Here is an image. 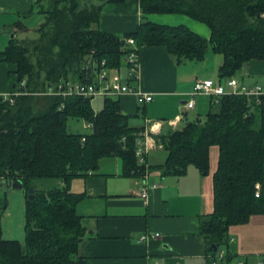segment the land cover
<instances>
[{
  "label": "trees",
  "instance_id": "trees-1",
  "mask_svg": "<svg viewBox=\"0 0 264 264\" xmlns=\"http://www.w3.org/2000/svg\"><path fill=\"white\" fill-rule=\"evenodd\" d=\"M42 1L35 0L30 11L42 14L40 23L31 28L18 23L0 50V61L15 66V83L26 78L28 90L94 81L102 66L118 68L134 49L125 43L129 36L137 50L141 45H165L177 62L203 59L211 49L222 56L219 79L232 76L250 60H264V0H138L143 13L181 12L204 21L210 27L209 38L182 23L162 24L144 17L135 30L123 35L101 29L102 5L125 0H46L43 5ZM38 4L40 10H34ZM29 30L33 37L17 35ZM49 98L44 109L34 107L33 94L18 95L11 104L0 100V180L17 181L26 191L24 243L2 235L1 217L8 200L0 194V264H97L78 253L86 231L77 211L83 195L70 190V179L89 173L106 154L121 156L127 173L145 170L135 154L140 128L129 123L118 95H105L98 111L91 96ZM209 103L203 120L194 118L158 134L167 157L148 168L179 175L192 164L205 174L209 149L218 145L213 208L200 219V233L215 255L227 246L230 225L264 212V95L225 93ZM70 116L91 123V131L69 130ZM54 178L64 184L36 187L37 180ZM234 256L225 249L217 264H231Z\"/></svg>",
  "mask_w": 264,
  "mask_h": 264
},
{
  "label": "crops",
  "instance_id": "crops-1",
  "mask_svg": "<svg viewBox=\"0 0 264 264\" xmlns=\"http://www.w3.org/2000/svg\"><path fill=\"white\" fill-rule=\"evenodd\" d=\"M34 2L0 0V50L13 36L18 23L32 27L28 20L33 15L30 11ZM143 17L162 24L182 23L210 37V27L204 21L181 12L143 13L138 0L104 3L99 26L123 35L135 30ZM137 52V81L129 77L124 60L118 68H106L104 81L119 79L121 83H136L152 93V99L142 105L135 94H119L118 98L121 111L130 116L129 123L140 128L141 139L146 134L151 135L155 144L143 152V173H127L121 156L106 154L89 173L70 179V190L83 195L77 211L83 216L86 231L78 253L88 262L97 264H208L210 252L200 233V219L213 208L212 176L218 160V145L209 149V170L205 174L192 164L179 175L163 174L161 168L148 167L163 163L167 157L158 134L184 125L196 111L209 107V96L205 94L195 97V106L191 109L185 107V102L196 78L219 80L222 56L210 49L203 59L177 62L163 44L141 45ZM246 63L250 64L246 70L249 73L264 69V60L253 59ZM14 67L10 62L0 61V94L13 88ZM242 68L237 71L240 76L244 73ZM142 182L149 187L156 185L145 198L140 195ZM154 232L159 235L141 238L143 234ZM224 247L235 254L236 262L259 264L260 257H264V212L230 225Z\"/></svg>",
  "mask_w": 264,
  "mask_h": 264
},
{
  "label": "built area",
  "instance_id": "built-area-1",
  "mask_svg": "<svg viewBox=\"0 0 264 264\" xmlns=\"http://www.w3.org/2000/svg\"><path fill=\"white\" fill-rule=\"evenodd\" d=\"M125 43L134 47L131 49L124 58V61L127 65V71L129 77L137 81L139 78V55L137 52L135 39L131 36L125 38ZM104 64V60L101 62ZM103 67V68H102ZM96 74V79L92 82H73L66 81L64 85L58 84L57 88L49 86L47 88H42L44 94L48 96L51 94H62L63 96L68 94H79L83 96H94V95H119V94H135L137 97V102L142 105L152 99V93L145 91L136 83L131 84L130 82L121 83L109 81H104L106 78L105 67L102 66ZM35 91L28 90L26 87V78H22L17 81L13 88L2 92L0 94L1 101H7L10 104L15 101L16 96L21 94H32ZM225 93H244L249 96H260L264 95V83H254L246 84L243 83L237 76H226L219 80H214L211 77L196 78L192 87V90L189 92L190 97L185 102V107L191 109L195 106V97L199 94H205L209 96L212 100H217L219 95ZM259 101V99H257ZM88 126L91 127V123H88ZM84 138V137H83ZM154 139L151 135L146 134L143 139L138 138L136 141V151L135 154L138 157L139 161H143V152L154 146ZM156 185L148 186L147 183H141L140 185V195L146 197L150 188L155 187ZM260 185L257 184L256 195H259ZM158 232L153 234H143L141 238L147 239L150 236L157 237ZM224 255L223 250H219L214 254H209V264H217L218 256L221 257ZM243 260H239L238 264H242ZM259 264H264V257L260 259Z\"/></svg>",
  "mask_w": 264,
  "mask_h": 264
},
{
  "label": "rangeland",
  "instance_id": "rangeland-1",
  "mask_svg": "<svg viewBox=\"0 0 264 264\" xmlns=\"http://www.w3.org/2000/svg\"><path fill=\"white\" fill-rule=\"evenodd\" d=\"M45 3H46V0H43L41 4L43 5ZM41 4H38L37 6H35L34 10H40ZM41 20H42V14L36 12L30 17V19L28 20V23L32 27H34L38 25V23H40ZM17 35L19 37H26V36L33 37L34 36L31 30L20 31V33H17ZM4 47L5 46L3 45L1 49ZM249 65H250L249 63H245L241 66L244 68V69L242 68V71L244 70L243 71L244 73L241 76L238 75L237 72L234 73L233 75L237 76L238 79H240L243 83H252V84L264 83V69L260 70L259 73H255V72L249 73L248 71H246L250 67ZM106 68L107 67H105L104 69L106 70ZM120 81L121 80L119 79L115 80V82H120ZM109 83H113V82L109 81ZM42 90L43 89L38 88L34 90L35 93H32L33 94L32 103L34 104V107L36 109H44L50 100L47 94H44L43 92H41ZM104 97L105 95H101V94L94 95L91 97V104L95 110L101 109L103 105ZM208 108L209 107H206V108L200 109L199 111H196L194 116L191 115L190 119H193L196 117H199L201 119L204 118L206 116ZM131 122H133V119L131 120ZM86 124L88 123L83 118H76V117H71V116L68 117L66 121L67 128L71 131H76V132L77 131L78 132H89L90 128L87 127ZM54 182L63 184L62 179H55V180L48 179L46 181H41L39 179L36 181L37 183L36 187L37 188L46 187L47 185L53 184ZM11 183H12V180H9L6 183H4L2 187H0V194L5 195V197L8 200V205L5 208L3 215L1 217V232L4 237L17 238V239H20L24 243V240H25V206H26L25 192L26 191L23 186H20L19 188H14L11 185ZM222 248L225 249L224 246ZM224 249H223V252L225 253ZM232 250L233 252H235L233 248ZM260 258H262V256ZM218 260H219V256L217 258V263H218ZM231 264H237L234 258L231 261Z\"/></svg>",
  "mask_w": 264,
  "mask_h": 264
},
{
  "label": "water",
  "instance_id": "water-1",
  "mask_svg": "<svg viewBox=\"0 0 264 264\" xmlns=\"http://www.w3.org/2000/svg\"><path fill=\"white\" fill-rule=\"evenodd\" d=\"M196 120H197V121H200V118L197 117ZM6 182H7V180H6L5 178H2V179L0 180V187H2L3 184L6 183ZM11 185H12L14 188H19V187L21 186L20 183L17 182V181H12ZM28 192H29V197L32 198V197H33L34 188H33L32 186H30V187L28 188ZM81 239H82V238H81ZM212 246L214 247V249H216V245H215V244L212 243Z\"/></svg>",
  "mask_w": 264,
  "mask_h": 264
}]
</instances>
